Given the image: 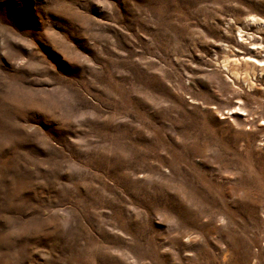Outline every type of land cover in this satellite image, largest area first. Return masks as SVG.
I'll return each mask as SVG.
<instances>
[{
    "label": "rangeland",
    "instance_id": "rangeland-1",
    "mask_svg": "<svg viewBox=\"0 0 264 264\" xmlns=\"http://www.w3.org/2000/svg\"><path fill=\"white\" fill-rule=\"evenodd\" d=\"M257 21L264 0H0V264H264Z\"/></svg>",
    "mask_w": 264,
    "mask_h": 264
},
{
    "label": "bare ground",
    "instance_id": "bare-ground-1",
    "mask_svg": "<svg viewBox=\"0 0 264 264\" xmlns=\"http://www.w3.org/2000/svg\"><path fill=\"white\" fill-rule=\"evenodd\" d=\"M254 21V20H253ZM257 25H259V27L260 28H264V21H257ZM252 40V39H251ZM255 44V43H254ZM252 45V44H251ZM259 45V44H258ZM255 54V53H254ZM257 54V53H256ZM254 58H256L255 56H254ZM250 59H252V58H250ZM255 61V60H254ZM259 61V60H258ZM262 61V60H261ZM245 64H246V62H245ZM247 65H249V64H247ZM255 65V64H254ZM251 66V65H250ZM262 70H264V68H261ZM260 69V70H261Z\"/></svg>",
    "mask_w": 264,
    "mask_h": 264
}]
</instances>
